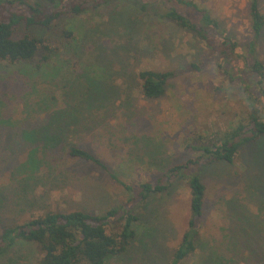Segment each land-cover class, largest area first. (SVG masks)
Returning <instances> with one entry per match:
<instances>
[{
	"label": "rangeland",
	"instance_id": "1",
	"mask_svg": "<svg viewBox=\"0 0 264 264\" xmlns=\"http://www.w3.org/2000/svg\"><path fill=\"white\" fill-rule=\"evenodd\" d=\"M40 1L47 4L46 0ZM194 1L210 11L229 38L239 44L250 39L248 0ZM131 3L115 1L111 7L89 9L74 17L75 37L71 39L74 53L59 56L65 61L62 71L71 73L65 75L70 80L78 79L84 66L96 63L107 66L109 61L103 87H107L109 97L115 94V101L106 102L105 108L115 110L104 118L99 111L86 115L90 120L85 128L79 126L80 117L75 111L73 120L80 131L66 140L98 155L109 172L64 151L51 153L38 147V169L33 173L23 171L19 166L35 144L25 139L22 132H29L41 114L51 109L49 106L62 101L63 87L60 75L54 79L37 75L30 82L15 66L0 68L3 223H18L47 210L103 213L130 196L121 182L133 184L156 179L167 167L196 155L190 147L195 144L194 139L225 130L231 122L246 115L243 91L231 85L227 75L217 67L219 56L213 55V45L167 19L158 18L168 6L182 11L179 5L153 2L146 12ZM259 7L264 12V0H259ZM7 12V8L0 7V15ZM109 12L117 16L115 27H110L107 20ZM66 17L48 29L20 23L15 32L16 35L32 32L44 40H55L52 45L61 47L64 40L60 28L71 18ZM103 47L123 49L124 55L120 60L111 57L104 60ZM235 52L243 54L241 48ZM257 52L264 61V29ZM191 63L198 68L194 69ZM140 68L174 71L163 96L157 99L142 96L134 75ZM80 80L85 83L83 77ZM40 101L45 105L38 104ZM62 116L60 112L57 119ZM199 175L206 185L198 229L200 247L181 264H201L211 257L215 259L211 264H264V139L242 147L233 163L202 166ZM131 207L138 215L134 223L136 238L123 256L112 257L104 264H166L190 215L186 180L177 176L164 193L152 194L147 203L135 202ZM37 260L36 247L26 242L0 256V264H37Z\"/></svg>",
	"mask_w": 264,
	"mask_h": 264
},
{
	"label": "trees",
	"instance_id": "2",
	"mask_svg": "<svg viewBox=\"0 0 264 264\" xmlns=\"http://www.w3.org/2000/svg\"><path fill=\"white\" fill-rule=\"evenodd\" d=\"M46 1L47 4L40 0H0V7L8 9L6 14L0 15V68L15 66L30 82L37 75L52 79L60 75L59 82L63 87L62 101L55 103L54 107L49 106L51 109L44 106L43 109L47 110L41 114V119L38 118L29 132H22L25 139L35 144L28 158L19 166L23 171L33 173L38 169L40 159L36 158L37 147L51 153L61 150L70 157L96 164L106 172L110 171L98 155L71 143V140L66 141L71 139L69 136L74 132L80 131L76 120H73L75 111L80 117L79 126L85 128L90 120L86 115L99 111L104 118L115 110L107 111L105 108L106 102L113 104L115 101V94L109 97L107 87H103L105 68L109 61L107 66L97 63L84 66L83 74H80L78 79L76 77L70 80L65 75L70 76L71 73L62 71V62L65 61L60 60L59 56L63 53H74L71 49L74 43L71 39L75 37L76 27L74 17L89 9L111 7V3L115 1H130L134 8L146 12L153 2H172L179 5L182 11L168 6L158 14V18L167 19L193 33L209 46L213 45V55L219 56L217 67L227 75L231 85L243 91L248 110L246 115L231 122L225 130L215 131L207 138L200 136L199 139H194L195 144L190 147L196 155L167 167L156 179L140 180L133 184L121 182L130 196L120 205L103 213L47 210L43 214L33 215L29 219L10 225L3 223L0 218V256L13 246L26 242L36 247L37 264H104L112 257H121L128 251L137 235L134 223L138 220V215L131 205L135 202L147 203L152 194L164 193L173 179L179 176L186 180L189 188L190 215L186 229L166 264H181L200 247L198 229L206 190V185L199 175L200 168L215 162L233 163L242 147L264 139V61L259 58L257 52L258 41L264 29V12L260 10L259 0H248L251 37L243 44L229 38L210 11L194 0ZM65 16L71 18L66 19V24L60 28L64 40L61 47L52 45L55 40H44L32 32L16 35V27L20 23H24L26 27L38 26L48 29L51 25L58 24L57 20ZM107 20L111 24L110 27L116 26L115 13H107ZM126 30L129 31L128 28ZM209 30L213 33L209 34ZM58 40L56 39V43ZM237 48L243 50L242 55L235 52ZM101 49L104 60L105 57L120 60L124 55L123 49L116 47ZM53 59L55 63L51 62ZM190 65L194 69L198 68L194 63ZM134 75L140 83L142 96L145 99H157L165 94L174 71L140 68ZM82 77L85 83L80 80ZM38 104L45 105L42 101ZM29 111L31 110L28 109ZM60 112L63 116L58 120ZM211 262H215L213 257L202 260L201 264Z\"/></svg>",
	"mask_w": 264,
	"mask_h": 264
}]
</instances>
